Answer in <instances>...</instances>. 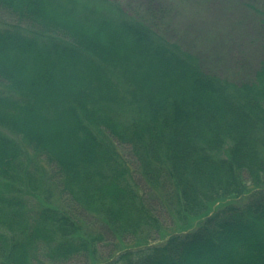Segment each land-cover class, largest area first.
Wrapping results in <instances>:
<instances>
[{
	"label": "trees",
	"instance_id": "trees-1",
	"mask_svg": "<svg viewBox=\"0 0 264 264\" xmlns=\"http://www.w3.org/2000/svg\"><path fill=\"white\" fill-rule=\"evenodd\" d=\"M155 27L0 0V264H264V55L222 78ZM160 208L201 218L134 245Z\"/></svg>",
	"mask_w": 264,
	"mask_h": 264
},
{
	"label": "rangeland",
	"instance_id": "rangeland-1",
	"mask_svg": "<svg viewBox=\"0 0 264 264\" xmlns=\"http://www.w3.org/2000/svg\"><path fill=\"white\" fill-rule=\"evenodd\" d=\"M118 1L139 19L145 16L153 18L158 34L199 57L206 72L230 80H250L261 64L264 55V0ZM234 197L227 196L219 203ZM216 205L214 202L212 209ZM157 214L160 220L158 227L152 233L144 230L133 240L134 245L162 243L172 233L194 228L201 218L190 216L187 221L180 220L177 215L161 208Z\"/></svg>",
	"mask_w": 264,
	"mask_h": 264
}]
</instances>
